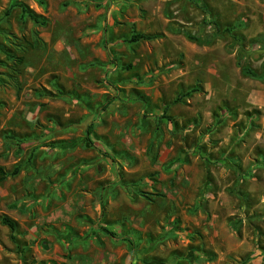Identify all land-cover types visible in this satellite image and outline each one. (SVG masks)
Wrapping results in <instances>:
<instances>
[{
  "label": "rangeland",
  "instance_id": "1",
  "mask_svg": "<svg viewBox=\"0 0 264 264\" xmlns=\"http://www.w3.org/2000/svg\"><path fill=\"white\" fill-rule=\"evenodd\" d=\"M0 47V264H264V0H0Z\"/></svg>",
  "mask_w": 264,
  "mask_h": 264
},
{
  "label": "trees",
  "instance_id": "2",
  "mask_svg": "<svg viewBox=\"0 0 264 264\" xmlns=\"http://www.w3.org/2000/svg\"><path fill=\"white\" fill-rule=\"evenodd\" d=\"M16 7L21 9V16H22V19L23 20L29 19V20L37 23V24H42V25L45 24V20L44 19H42L41 17H39L36 14H34L24 4H19V5L14 4V5H12V7L6 12V15L5 16H9L10 13H11V10L13 8H16ZM157 38H159L158 35H155V36H142V35H137V36H133L132 39H131V41L132 42H138L140 40L152 41V40H155ZM0 52H2L6 56V59L8 61L13 62V66H11L10 69L8 70V72H9L8 78L11 81H13L14 86L18 90H20V83H19V80H18V77L20 76V71H19V69L17 70L16 68L17 67H21L23 65V63H24V57H18L15 54H11L9 51L3 50L2 47H0ZM244 70L247 71V72H250L248 68H244ZM4 76H6V75H4ZM0 83H1V80H0ZM92 130H93V126L91 125L89 127V129H88V132H87V135L88 136H90L92 134ZM88 140L90 141L89 138H88ZM19 171H20V167H17L13 171V173H11V175L12 176H16L19 173ZM0 173L4 175V172L2 170L0 171ZM4 177H6V176H4ZM2 223L4 225H6L7 227H9V229L12 232V239L15 240V234L17 233V230H18L17 224L14 221H12L10 218H8V217H4L3 220H2Z\"/></svg>",
  "mask_w": 264,
  "mask_h": 264
}]
</instances>
